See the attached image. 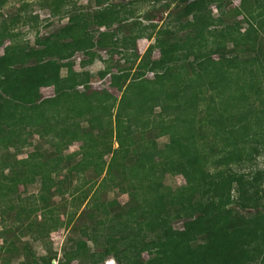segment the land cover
Listing matches in <instances>:
<instances>
[{
    "label": "trees",
    "instance_id": "16d2710c",
    "mask_svg": "<svg viewBox=\"0 0 264 264\" xmlns=\"http://www.w3.org/2000/svg\"><path fill=\"white\" fill-rule=\"evenodd\" d=\"M76 1H37L67 23L33 45L15 31L31 4L21 2L9 18L0 12V253L7 254L0 264H52L56 253L30 250L12 263L13 233L35 227L34 239L47 236L60 227L62 209L67 225L86 217L83 236H103L102 252L90 255L93 264L109 256L114 264H264V186H235L261 172L234 170L264 153L258 105L264 101V0L237 6L178 0L181 7L164 26L134 17L135 0H85L86 13ZM171 1L177 0L162 6ZM213 2L216 16L208 8ZM145 36L153 42L139 55L136 41ZM94 47L105 49L108 60L122 52L123 65L115 71L106 65L97 76L123 98L106 87L93 90L90 73L73 69L72 55L87 54L85 67L95 60ZM154 49L159 56L152 60ZM152 63L158 76L147 77ZM49 86L56 92L44 96L41 88ZM75 142L78 150L65 153ZM22 150L26 156L17 158ZM183 170L182 184L167 182ZM87 171L92 175L84 176ZM109 190L127 200L105 197ZM55 196L63 200L59 206ZM178 215L191 218L192 227L171 226ZM67 242L56 264H70L88 249L82 238ZM144 251L152 256L142 258Z\"/></svg>",
    "mask_w": 264,
    "mask_h": 264
},
{
    "label": "rangeland",
    "instance_id": "374dc122",
    "mask_svg": "<svg viewBox=\"0 0 264 264\" xmlns=\"http://www.w3.org/2000/svg\"><path fill=\"white\" fill-rule=\"evenodd\" d=\"M28 2L31 4L27 10L24 13L23 22H19L15 25V31L19 33V38L21 40H26L30 43V45L34 44V39L36 37H43V36H50L53 33H56L59 31V29L64 26L67 23L66 16H63L61 13L58 15H52L49 10L44 7L40 8L36 5L38 0H6L4 5L0 8L1 14H3L6 18H9L8 16H12L16 13V10L18 6L21 4V2ZM129 0H111V2H128ZM224 1V0H223ZM170 0H135L132 5H130L131 10L133 11L132 15L134 17L138 16L139 20L142 22V24H151L154 23L157 26H164L166 23H170V19H172V16H174V12L178 7H181L180 2L177 1H171L168 9H165L162 4L168 3ZM225 2H228L232 6L239 5L240 0H225ZM82 4H85V0L82 1H76L75 5L77 8H81L83 10L82 12H90V9L86 6H83ZM229 5V6H230ZM209 10L211 12V15L216 16L218 14V9L216 7L215 2L211 3L209 5ZM226 8V7H225ZM93 9V8H91ZM79 10V9H78ZM147 16L151 19H146ZM238 18H242L246 25L251 24L250 20L247 19L244 15L239 16ZM133 19V17H132ZM130 19V20H132ZM49 23V25H48ZM172 24V23H171ZM116 26V25H114ZM113 26V27H114ZM112 27V28H113ZM218 31L216 32L217 37H222L223 32L220 29V27H217ZM104 30V28L100 29ZM185 31H187L185 29ZM147 32H150L149 30ZM184 32V31H183ZM177 34V33H176ZM175 34V36H176ZM182 34V32H181ZM171 39H174L172 37ZM150 42H153V39H148L147 36L140 38L136 41L137 51L139 55H142L144 50L147 48V46L150 44ZM7 43V42H6ZM91 51L96 52V58L91 63L86 65L85 67H82L80 65L81 61H86L88 59V55L85 53H82L80 51H76L72 57L69 59V61L73 62V69L75 70H86L90 73V84L92 86L93 90H98L100 88L106 87L117 96V98H123L124 95L122 92L116 91L115 89L109 87L107 84V77L104 79H100L97 76V72H99L101 69H103L106 65H110L112 70L115 71V65L116 64H124V57L121 51L113 52L111 54L112 60H108V53L105 49H98L94 47ZM2 53V49H0V54ZM159 56V52L157 49H154L152 52V60L156 59ZM216 57V55L214 56ZM120 62V63H117ZM133 72V70L131 71ZM159 72L156 69V66L154 63H152L148 69L145 71V76L147 77H154L158 76ZM41 92L44 96H50L53 95L56 90L54 87H42ZM258 105L261 107L263 114H264V101H261L258 103ZM1 110V108H0ZM97 119H100L99 117ZM79 143L75 142L71 144L66 152H73L75 150H78ZM10 151L13 152L14 148H10ZM26 156V150H22L21 154H17V158H22ZM74 162V161H72ZM235 171L239 172H261L258 174H252L249 176H246L243 180L236 183V188L241 191L250 190L256 187H263L264 186V153H261L258 155V157L255 159L252 163H247L244 166H241L239 168H236L234 166ZM84 176H91L92 174L88 171ZM187 171L183 170L179 175L176 176H168L167 182L170 184H182L187 177ZM101 178V177H100ZM78 180L76 177H74V183H77ZM22 187H20L21 189ZM39 188V182L34 183L30 188V193L37 192ZM84 188H87L84 186ZM105 197L111 198L116 197L117 200L122 204L127 200V195L119 193L117 194V191L109 190L107 191ZM54 203L59 206L60 203H62L63 200L59 196L54 197ZM70 209L69 207V201H67V208L65 211ZM61 210V207H60ZM62 212L60 214V220L61 225L56 230H53L50 232L47 236H41L38 239H34V236L37 234V229L35 227H32L28 230L26 229H14L15 233L13 235H16L15 238V244L18 248V253L15 255V257L12 259V263H16L19 260H22L25 256L22 252L24 250L31 251L35 256H40L48 253H56V258L51 261L52 264H56L57 260L59 258H62V252L64 248H68V242L67 239L69 237H73L75 239L82 238V240H86L87 242V251L85 254H81L80 258L77 260L70 261V264H93L91 261V254H95L98 256L102 252V245H103V236L100 235L98 231H95L97 237L96 241L91 240L90 236H83L80 232V225L83 224V222L88 223V220L85 216L83 217H75L73 219V222L69 225L66 224V214L63 213V209L60 211ZM14 213V212H13ZM13 216V215H12ZM36 219H38L42 225V228H46V225L44 224L43 216L41 213L36 214ZM11 221H8L6 223V227L12 226ZM26 222H24L25 224ZM17 226L19 224H16ZM165 225H168V223H165ZM193 225L191 218H182L179 215L176 217L174 221L171 222V226L174 228H180V229H187L191 228ZM2 228L0 224V229ZM15 228V227H13ZM93 232V231H90ZM94 233V234H95ZM6 238L8 237L10 239V234L5 235ZM11 239H14L11 236ZM3 244V238H0V245ZM26 246V248H24ZM7 255L6 252H1L0 256ZM151 254H149L147 251H144L142 253V258L147 259ZM115 260L112 257H106L104 260L98 262L97 264H114Z\"/></svg>",
    "mask_w": 264,
    "mask_h": 264
}]
</instances>
